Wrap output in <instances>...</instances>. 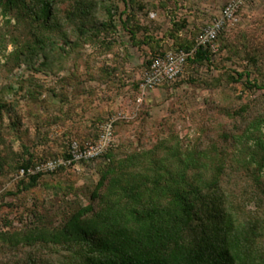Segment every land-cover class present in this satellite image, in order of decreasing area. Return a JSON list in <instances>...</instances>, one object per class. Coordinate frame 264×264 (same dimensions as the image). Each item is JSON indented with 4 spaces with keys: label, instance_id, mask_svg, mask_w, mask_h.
<instances>
[{
    "label": "rangeland",
    "instance_id": "374dc122",
    "mask_svg": "<svg viewBox=\"0 0 264 264\" xmlns=\"http://www.w3.org/2000/svg\"><path fill=\"white\" fill-rule=\"evenodd\" d=\"M229 1L54 0L44 29L35 9L0 6V231L59 224L91 202L105 165L164 146L190 154L207 180L219 169L232 210L256 226L264 254V0L238 10L208 61H188L177 81L139 90L155 52L195 47ZM113 115L121 117L111 157L45 174L33 187L18 176L22 164L62 154ZM46 247L20 246L0 259H60Z\"/></svg>",
    "mask_w": 264,
    "mask_h": 264
},
{
    "label": "trees",
    "instance_id": "16d2710c",
    "mask_svg": "<svg viewBox=\"0 0 264 264\" xmlns=\"http://www.w3.org/2000/svg\"><path fill=\"white\" fill-rule=\"evenodd\" d=\"M32 1L26 5L25 0H0V6L16 12L33 8L42 28L50 27L54 0ZM170 48L189 50L193 46L172 44L155 52L148 65L157 53ZM212 54L209 45H201L186 64L208 61ZM237 75L242 77L243 73ZM99 131L88 139H95ZM114 148L112 145L99 158L111 157ZM160 149L166 152L156 157ZM136 160L140 161L138 169L131 168ZM196 163L190 154L164 146L125 156L116 166L108 163L91 193V202L78 205L59 224L0 231V254L41 244L60 254V259H34L36 256L30 255L23 263L1 258L0 264H264L263 250L253 241L256 226L241 222L232 210L218 180L219 169L207 180ZM260 168L264 171V158ZM43 175L27 176L29 186H35Z\"/></svg>",
    "mask_w": 264,
    "mask_h": 264
},
{
    "label": "built area",
    "instance_id": "2783aa9c",
    "mask_svg": "<svg viewBox=\"0 0 264 264\" xmlns=\"http://www.w3.org/2000/svg\"><path fill=\"white\" fill-rule=\"evenodd\" d=\"M253 1L255 0H231L227 2L220 14L204 26L197 38L195 47L189 50L170 48L162 53H157L150 60V64L142 75L139 83L141 93L144 94L149 90L176 81L184 72L187 58L194 54L197 47L209 45L213 51H216L218 49V36L236 20L238 10ZM140 100L139 97L138 101ZM120 117V115L108 117L101 124L95 139H72L62 154L21 167L17 171L18 176L47 174L61 167H71L99 158L114 144L113 124Z\"/></svg>",
    "mask_w": 264,
    "mask_h": 264
}]
</instances>
